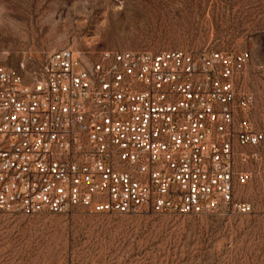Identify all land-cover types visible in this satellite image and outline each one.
I'll return each instance as SVG.
<instances>
[{
	"label": "built area",
	"instance_id": "1",
	"mask_svg": "<svg viewBox=\"0 0 264 264\" xmlns=\"http://www.w3.org/2000/svg\"><path fill=\"white\" fill-rule=\"evenodd\" d=\"M248 50L64 48L0 64V212L250 214L264 166Z\"/></svg>",
	"mask_w": 264,
	"mask_h": 264
},
{
	"label": "rangeland",
	"instance_id": "2",
	"mask_svg": "<svg viewBox=\"0 0 264 264\" xmlns=\"http://www.w3.org/2000/svg\"><path fill=\"white\" fill-rule=\"evenodd\" d=\"M71 48L248 50L264 127V0H0V64L36 70ZM239 195L250 214L0 212V264H264V166Z\"/></svg>",
	"mask_w": 264,
	"mask_h": 264
}]
</instances>
